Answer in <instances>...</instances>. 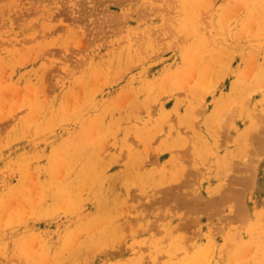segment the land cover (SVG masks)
I'll list each match as a JSON object with an SVG mask.
<instances>
[{
    "label": "rangeland",
    "instance_id": "obj_1",
    "mask_svg": "<svg viewBox=\"0 0 264 264\" xmlns=\"http://www.w3.org/2000/svg\"><path fill=\"white\" fill-rule=\"evenodd\" d=\"M0 121V264H264V0H0Z\"/></svg>",
    "mask_w": 264,
    "mask_h": 264
},
{
    "label": "bare ground",
    "instance_id": "obj_2",
    "mask_svg": "<svg viewBox=\"0 0 264 264\" xmlns=\"http://www.w3.org/2000/svg\"><path fill=\"white\" fill-rule=\"evenodd\" d=\"M187 59H188V58H187ZM76 61H77V60H76ZM75 64H76V63H75ZM78 67H79V66H78ZM78 67H77V68H78ZM66 76H67V75H66ZM60 77H61V76H60ZM64 78H66V77H64ZM169 81H170V80H169ZM169 81H168V82H169ZM165 84H166V83H165ZM50 86H51V85H50ZM46 88H47V87H46ZM33 89H34V88H33ZM33 89H32V90H33ZM21 91H22V90H21ZM16 92H17V91H16ZM19 92H20V91H19ZM49 93H50V92H49ZM15 100H16V99H15ZM66 100H67V99H66ZM76 102H77V101H76ZM74 103H75V102H74ZM72 106H73V105H72ZM76 106H77V105H76ZM70 107H71V106H70ZM5 111H6V110H5ZM25 112H26V111H25ZM19 113H20V112H19ZM35 114H36V112H35ZM14 115H17V114H14ZM38 115H39V114H38ZM33 116H34V115H33ZM16 117H17V116H16ZM3 119H4V118H3ZM3 119H2L1 121H3ZM6 119H7V118H6ZM6 119H4V121H5ZM11 120H13V119H11ZM1 121H0V122H1ZM6 121H7V120H6ZM26 130H27V129H26ZM3 143H4V142H3ZM30 167H31V166H30ZM185 170H186V169H185ZM168 174H169V173H168ZM60 178H61V177H60ZM250 257H251V256H250ZM246 259H247V258H246Z\"/></svg>",
    "mask_w": 264,
    "mask_h": 264
}]
</instances>
